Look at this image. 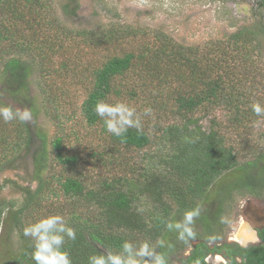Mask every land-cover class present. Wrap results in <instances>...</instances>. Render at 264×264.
<instances>
[{
  "label": "trees",
  "instance_id": "16d2710c",
  "mask_svg": "<svg viewBox=\"0 0 264 264\" xmlns=\"http://www.w3.org/2000/svg\"><path fill=\"white\" fill-rule=\"evenodd\" d=\"M49 2L0 0V48L4 43L11 46L7 56L4 49L0 54V79L8 85L7 90L12 95L27 90L34 68H45V62L58 53L67 38L75 42L84 39L93 48L111 43L120 51L93 68L81 105L84 121L91 127L99 126L107 141L101 149L93 148L90 156L105 166H121L110 163V157L151 145L155 153L146 154L147 162L134 174L116 172L99 175L93 181L82 173L92 164L82 166L77 151H70L66 145L74 133L55 137L51 149L47 136L38 133L43 145L35 153L34 180L38 185L26 188L19 210L13 202L0 205V230L5 224L22 230L23 247L14 264H35L32 241L23 235V229L40 217L55 214L62 215L76 231V239H66L64 245L73 264H88L90 255L107 250L119 252L126 240L139 244L160 239L166 246L157 251L166 256L168 264H173L171 257L187 246L194 249L188 259H180V264H204L205 250L219 239L223 227L219 220L215 229V219L226 217L237 194L264 196V148L230 142L222 131L230 123L232 129H249V122L257 117L251 105L264 104L259 95H264V67L257 64L264 25L242 27L206 49L179 43L161 31L154 33V42L144 41L134 47L133 40L151 33L114 24L97 31L70 30L50 17ZM127 44L130 47H125ZM11 49L16 54L9 57ZM67 64L63 61V69H68ZM44 86L41 90L46 94ZM139 88L153 98L147 107L151 115L146 116L152 124L148 125L147 119L142 122V132L129 129L124 137L108 133L95 113L96 103L125 102L127 96L136 99ZM0 104L10 106L1 99ZM209 104L224 107L233 116L222 127L212 124L205 128L194 114ZM10 125L14 126L11 130ZM13 133L16 138L12 139ZM33 138L28 122L0 120V166L11 163L22 149L33 151ZM213 205L217 206L215 211ZM194 208L200 209L194 225L201 227L202 234L193 226L195 237L180 240L166 223L182 220L185 211Z\"/></svg>",
  "mask_w": 264,
  "mask_h": 264
},
{
  "label": "rangeland",
  "instance_id": "374dc122",
  "mask_svg": "<svg viewBox=\"0 0 264 264\" xmlns=\"http://www.w3.org/2000/svg\"><path fill=\"white\" fill-rule=\"evenodd\" d=\"M49 3L50 17L56 18L70 30L97 31L114 24L141 29L143 33L147 34L151 33L150 35L142 34L133 40L135 41L134 47H138L144 41L154 42V33L161 31L174 41L206 49L212 42L225 41L230 33L242 27L264 25L263 0H50ZM66 5L71 6L66 7ZM7 44L4 43L2 47L5 56L8 55V49L11 47ZM62 45L63 47H60L58 53L51 55V59L45 62V68L40 70L34 68L27 81L28 89L23 93L12 95L7 90L8 85L0 79V99L14 109L17 107L29 109L32 119L28 123L34 133V141L31 146L33 151L22 149L11 163L0 166V205L13 202L16 210H19L17 208H20L26 199V188H35L38 185L34 180L35 153L43 147V145L40 146L41 139L38 133L47 136L48 149H51L52 140L55 137L59 135L65 137L66 133H74L73 140L67 141L66 145H69L70 151H77L82 159V166L92 164L82 169V173L86 178L91 179L92 177L93 181H96L99 175L107 176L116 172L125 175L134 174L147 162L145 155L155 153V146L151 145L145 150H124L121 155L115 158L110 157L112 159L110 163H120L121 166H105L101 161L91 158L92 149H101L107 141L105 142V136L101 134L99 126L91 127L84 121L81 105L89 91L93 68L98 67L120 50L111 43L93 48L81 38H78L77 42L72 38H67ZM125 47H130V45L127 44ZM2 49L0 48V54H2ZM15 54L16 50L9 51V57ZM23 56L26 57L25 54ZM29 57H33V55ZM257 58L259 59L257 64L263 68L264 38ZM63 61L68 62L66 70L62 67ZM43 83L46 94L41 90ZM139 90L141 91L138 98L133 99L127 96L124 98L125 102L135 107L139 115L142 114L140 117L143 123L149 119L148 125H151L152 120L146 117L147 115H144L143 112L153 98L144 92L147 91L146 89L139 88ZM166 93L169 92L166 91ZM259 95L263 97L264 102V95L261 93ZM49 106H52L50 107L52 109H47ZM232 116V111L228 113L226 108L212 107L211 104L194 114V117L201 118L200 123L205 128L212 124L222 127ZM255 120V122H249V129L246 127L232 129V123H230V128L222 127V131L225 132L230 142L237 144L244 142L245 145L255 144L264 148V117H256ZM13 127L10 125L8 129L11 130ZM13 138H16L15 133H13ZM223 181L225 180H221V182ZM249 205L264 209V196L237 194L234 203L224 214L226 217L219 218L221 225L224 224L221 227L219 240L225 237L228 232L229 235L233 231L238 232V236L239 232L243 233L248 229L250 231L251 228L247 227L250 222L242 215L245 206ZM216 207L213 205V211L216 210ZM11 212L13 211L8 213ZM243 220L248 223H243ZM193 226L196 227V224ZM20 229L5 224L0 230V264H14V258L21 253L23 239ZM196 230L202 234L200 226L197 225ZM231 236L234 237V235ZM191 248V246H187L181 254L173 255L172 262L179 264L178 258H185L186 252L192 251ZM176 261L177 263H175Z\"/></svg>",
  "mask_w": 264,
  "mask_h": 264
},
{
  "label": "clouds",
  "instance_id": "9594fccd",
  "mask_svg": "<svg viewBox=\"0 0 264 264\" xmlns=\"http://www.w3.org/2000/svg\"><path fill=\"white\" fill-rule=\"evenodd\" d=\"M251 109L257 117H264V105L261 103L254 102ZM151 111V108H145L143 114L151 115ZM95 113L101 118L107 132L116 137H124L129 129L143 131V123L136 108L126 102L98 101ZM31 119L32 113L27 108L14 109L0 104V120L5 123L14 120L26 123ZM199 215V208L187 210L182 220L168 221L166 227L169 231L176 232L178 239L187 241L195 237L193 225ZM23 235L32 241L31 258L35 264H73L64 245L66 239H76V231L62 215L45 216L28 224L23 229ZM165 246L163 239L155 243L145 240L139 244L126 240L119 252L107 250L102 254L90 255L88 264H168L166 256L157 251V248Z\"/></svg>",
  "mask_w": 264,
  "mask_h": 264
},
{
  "label": "flooded vegetation",
  "instance_id": "af4514ba",
  "mask_svg": "<svg viewBox=\"0 0 264 264\" xmlns=\"http://www.w3.org/2000/svg\"><path fill=\"white\" fill-rule=\"evenodd\" d=\"M242 215L249 220L250 223L246 220H243V223L249 224L254 233L255 241L242 242L237 239L238 233L233 231L231 235H234V237H232L228 232L220 240H215L212 244L209 243L210 246L205 250L206 255L203 257L204 264H264V209L253 205L245 206ZM215 220V229H217L219 217ZM191 249L193 250L194 248L192 247ZM190 256L191 252L187 251L185 258L188 259Z\"/></svg>",
  "mask_w": 264,
  "mask_h": 264
},
{
  "label": "bare ground",
  "instance_id": "6f19581e",
  "mask_svg": "<svg viewBox=\"0 0 264 264\" xmlns=\"http://www.w3.org/2000/svg\"><path fill=\"white\" fill-rule=\"evenodd\" d=\"M244 225V224H243ZM246 225V224H245ZM247 226V225H246ZM248 228H250V226H247ZM238 233V232H237ZM253 231L252 229H248V231H244L243 233L239 232V235L237 236V239H240L242 242H247L249 240H254V237H253ZM236 235V234H235ZM255 241V240H254ZM248 243V242H247ZM219 258V257H218ZM221 258V257H220ZM222 260V259H221ZM221 262V261H220Z\"/></svg>",
  "mask_w": 264,
  "mask_h": 264
}]
</instances>
